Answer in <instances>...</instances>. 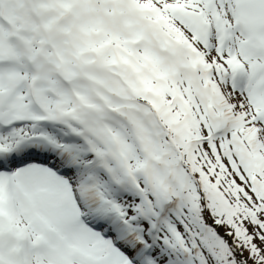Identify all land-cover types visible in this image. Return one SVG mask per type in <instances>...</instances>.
<instances>
[{
	"label": "snow or ice",
	"instance_id": "snow-or-ice-1",
	"mask_svg": "<svg viewBox=\"0 0 264 264\" xmlns=\"http://www.w3.org/2000/svg\"><path fill=\"white\" fill-rule=\"evenodd\" d=\"M0 264H264V0H0Z\"/></svg>",
	"mask_w": 264,
	"mask_h": 264
}]
</instances>
